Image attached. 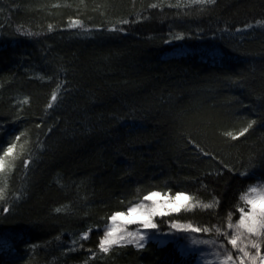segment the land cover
Listing matches in <instances>:
<instances>
[{"label": "trees", "instance_id": "16d2710c", "mask_svg": "<svg viewBox=\"0 0 264 264\" xmlns=\"http://www.w3.org/2000/svg\"><path fill=\"white\" fill-rule=\"evenodd\" d=\"M13 142L0 264H194L174 241L98 245L151 192L218 201L155 220L217 239L264 183V0H0V148Z\"/></svg>", "mask_w": 264, "mask_h": 264}, {"label": "snow or ice", "instance_id": "6c2138e0", "mask_svg": "<svg viewBox=\"0 0 264 264\" xmlns=\"http://www.w3.org/2000/svg\"><path fill=\"white\" fill-rule=\"evenodd\" d=\"M193 3H214L215 0H192ZM156 5H153L155 7ZM79 22H74L71 26H76ZM261 23V22H258ZM251 25H249L250 27ZM51 27V26H50ZM181 37L177 36L176 39H180ZM59 87V86H58ZM57 98V93L54 91L51 96V101L54 102ZM25 102H27L25 100ZM52 106L51 102L48 105ZM252 125L249 124L250 128ZM248 131V128L243 129L239 135H244ZM17 135L15 140L19 141L20 136ZM229 135H232L229 133ZM236 137L233 136V139ZM16 148V143H11L6 149L0 148V172H5L6 169L8 172L11 171V167L8 166V163L5 158L12 157L14 150ZM21 149L23 150V145H21ZM6 186V182H5ZM161 194L158 192L148 193L143 197V201H151V205H147L141 201L139 204L130 206L126 213L118 212L114 213L110 220L112 224L106 226V230L104 236L101 238L99 242V250L101 252L107 253L110 251L112 246H124L125 244H135L136 247H143V244L140 243L144 241L145 236L140 231H128L127 224L131 223H139L142 225L144 229H153L157 227V224L153 222V217L159 215L163 216L168 214V211L179 212L182 208L185 210H191L195 207H201L204 209L213 208L218 204V201L213 200L211 203H202L200 201H193L191 196H188L184 193H177L173 198L168 201L161 202L157 197H160ZM4 197V188H0V199ZM241 200L245 202L247 205V211L244 208H240V216L237 221L234 223L231 219V213L228 218V228L232 229L231 234L222 233L219 228L216 229L218 235H222L227 240L228 244L232 245V250L237 251L238 253H242L243 256L234 257L232 251L225 252V258L222 264H228L229 261L239 260V264H244V258L249 257L253 261L257 259V255L259 254L261 239H264V187H256L252 186L248 189V191L241 196ZM183 202V203H180ZM7 211V208L3 209ZM56 211H60L57 209ZM132 214H137L143 219L136 220H127L123 224H118V220H122L126 216H131ZM174 228H180V225L177 223H173ZM183 230H191L193 232H210L209 228H198L193 227L191 224L187 225ZM88 238V232L82 234V239ZM193 243H197V241H193ZM199 243L211 244L212 241H199ZM248 246L252 249H256L257 254L252 255L248 250ZM219 255V253H217ZM262 262H264V256H260Z\"/></svg>", "mask_w": 264, "mask_h": 264}, {"label": "rangeland", "instance_id": "374dc122", "mask_svg": "<svg viewBox=\"0 0 264 264\" xmlns=\"http://www.w3.org/2000/svg\"><path fill=\"white\" fill-rule=\"evenodd\" d=\"M252 186L264 187V183H257ZM171 198L173 197L161 195L160 197H157L155 199H158L161 202H164V201L170 200ZM140 202L136 204H139ZM143 203L147 205H151V201H143ZM180 203H183V202H180ZM244 205L246 207L245 211H247V205L245 204V202H244ZM172 212L173 211H168V213H172ZM160 217L161 216L159 215L153 217V222L155 223V220ZM141 219H143V217L137 214H132L131 216L124 217L122 220H118L117 223L123 224L127 220L139 221ZM110 224H112L111 220L109 221L108 225ZM185 228L186 226L180 225V228L172 227L170 230L162 232L158 226L153 229H144L142 225L139 223L127 224L128 231L138 230L145 236L144 241L140 242L143 245L148 241H154L159 245L165 244L169 241H174L177 243L178 249L182 255L188 256L190 254H193L195 256L194 264H222L225 258V252L229 250L232 251V254L234 257L238 255L241 257L243 256L242 253H238L237 251L232 250V245L228 244L227 240L222 235H218L217 239H206L199 232H193L191 230H183ZM105 230L103 232V236H104ZM225 232L229 233L230 235L232 232V229L227 228ZM205 240L212 241L213 243L211 244L199 243V241H205ZM193 241H197V243H193ZM130 245H133L136 247L135 244H130ZM247 250L252 255L257 254L256 249H252L250 246H248ZM217 253H219V255H217ZM260 256H264V239H261L260 249H259V254L257 255V259L253 261L250 255L249 257L244 258V264H264V262L261 261ZM228 264H239V260L229 261Z\"/></svg>", "mask_w": 264, "mask_h": 264}]
</instances>
